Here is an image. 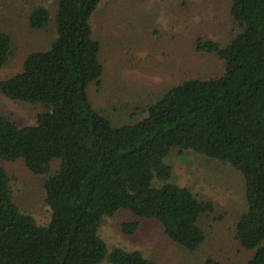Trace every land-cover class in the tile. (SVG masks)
I'll return each instance as SVG.
<instances>
[{
  "label": "trees",
  "instance_id": "1",
  "mask_svg": "<svg viewBox=\"0 0 264 264\" xmlns=\"http://www.w3.org/2000/svg\"><path fill=\"white\" fill-rule=\"evenodd\" d=\"M54 1L55 39L0 80L2 96L42 108L33 126L0 116V161L22 160L34 175L49 174L58 162L44 183L50 218L39 226L18 209L0 165V264H157L136 250L107 248L100 223L120 212L133 218L121 224L125 237L152 221L169 241L197 252L207 240L201 221L214 204L169 182L172 168L164 161L173 151L219 161L241 175L247 210L235 238L252 253L245 264H264V0H230L235 30L226 43L200 35L191 42L193 53L222 62L220 76L182 81L148 105L140 121L117 128L87 95L103 72L90 24L102 0ZM50 21L46 7L29 4L31 30ZM11 48L10 35L0 31V69ZM202 264L221 263L207 257Z\"/></svg>",
  "mask_w": 264,
  "mask_h": 264
},
{
  "label": "rangeland",
  "instance_id": "2",
  "mask_svg": "<svg viewBox=\"0 0 264 264\" xmlns=\"http://www.w3.org/2000/svg\"><path fill=\"white\" fill-rule=\"evenodd\" d=\"M33 2L51 13L44 30H31L27 25L29 4ZM229 6L230 0H102L90 19L93 38L101 46L103 66L99 83L87 88L92 108L112 127L131 125L171 87L190 78L220 76L222 62L213 55L193 53L191 42L200 35L226 43L235 30ZM55 13L54 0H0V31L12 39L11 56L0 69V80L20 72L29 53L49 47L55 39ZM41 111L39 105L14 102L0 94V116L18 127L33 126ZM164 162L172 168L170 183L214 204V211L201 221L205 244L188 253L169 241L152 221H141L136 235L125 237L121 224L133 218L120 212L100 223L99 235L107 248L136 250L157 264H202L207 257L221 264H245L252 253L241 249L235 238L237 221L247 210L241 175L224 163L193 152L173 151ZM0 165L10 178L18 209L37 225H47L50 209L44 183L58 169V162L46 175L32 174L22 160L0 161Z\"/></svg>",
  "mask_w": 264,
  "mask_h": 264
}]
</instances>
